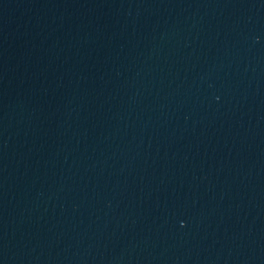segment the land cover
<instances>
[{
  "label": "water",
  "instance_id": "obj_1",
  "mask_svg": "<svg viewBox=\"0 0 264 264\" xmlns=\"http://www.w3.org/2000/svg\"><path fill=\"white\" fill-rule=\"evenodd\" d=\"M0 264H264V0H0Z\"/></svg>",
  "mask_w": 264,
  "mask_h": 264
}]
</instances>
